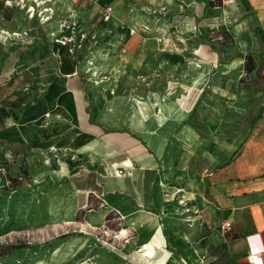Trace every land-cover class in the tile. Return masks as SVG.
<instances>
[{
    "label": "rangeland",
    "instance_id": "rangeland-1",
    "mask_svg": "<svg viewBox=\"0 0 264 264\" xmlns=\"http://www.w3.org/2000/svg\"><path fill=\"white\" fill-rule=\"evenodd\" d=\"M18 1H6L18 8L16 25L7 29L0 22V71L11 49L31 37L68 36L66 46L79 55L92 84L90 108L97 121L106 128H130L134 112L159 118L165 113L162 123L136 119L134 128L158 150L166 142V125L187 115L185 108L211 79L196 117L175 136L180 140L172 179L201 178L240 152L251 131L249 118L261 106L258 77L244 71L245 55L259 60L264 48L248 0H131L109 20L100 11L99 18L90 12L82 16L59 11L54 21L44 24L30 18L27 6ZM192 15H203L200 31L213 36L223 53L222 64L196 37L188 21ZM71 21L75 30L62 28ZM99 21L108 25L101 27ZM223 31L231 32L234 40L215 37ZM52 155L51 148L0 150V164L12 175L23 169L29 173L27 186L0 190V247L22 244L1 257L0 264H130L129 256L142 250L135 244L141 239L133 227L116 215L101 229L106 235L86 229L82 217L75 216V202L83 195L75 191V181L95 170L91 163L79 154L61 162ZM122 230L126 233L121 235ZM135 257L142 258V253Z\"/></svg>",
    "mask_w": 264,
    "mask_h": 264
},
{
    "label": "crops",
    "instance_id": "crops-1",
    "mask_svg": "<svg viewBox=\"0 0 264 264\" xmlns=\"http://www.w3.org/2000/svg\"><path fill=\"white\" fill-rule=\"evenodd\" d=\"M6 1L0 0V22L10 29L16 25L19 11ZM128 1L57 0L52 21L59 11L82 16L90 12L99 18V11L106 6H111L116 16L117 9ZM248 3L264 31V0ZM200 17L203 15H192L188 20L195 35L196 18ZM106 25L99 21V26ZM263 54L264 48L259 60L253 54L259 66L260 75L254 74L260 77L261 106L258 114L249 118L251 131L240 152L221 168L208 169L201 178L175 180L172 166L180 140L175 136L196 117L185 123L203 91L210 88L211 79L185 108L187 115L177 124L170 121L166 125V142L158 150L134 128L139 120L164 122V112L165 118L134 112L130 128H106L90 108L92 84L79 55L57 42L55 33L33 36L11 49L0 71V150L51 148L52 157L59 162L79 154L91 163L95 170L75 181V191L83 194L75 202V216L82 217V226L96 233L105 234L101 229L106 222H114L116 215L133 227L141 239L135 244L142 250L129 256L130 264H250V247L264 248ZM27 182L29 177L20 188ZM226 223L231 227L222 229ZM123 233L126 230L120 231ZM130 241L129 246L134 245ZM136 253H142V258H132Z\"/></svg>",
    "mask_w": 264,
    "mask_h": 264
},
{
    "label": "built area",
    "instance_id": "built-area-1",
    "mask_svg": "<svg viewBox=\"0 0 264 264\" xmlns=\"http://www.w3.org/2000/svg\"><path fill=\"white\" fill-rule=\"evenodd\" d=\"M90 2L96 3L97 0H88ZM19 5L27 6V13L29 14L30 18L37 17L42 24L47 23L51 21L55 15H56V4L57 0H19ZM101 15L103 16L104 20H109L112 13L113 8L111 6H106L104 8H101L100 10ZM67 29H76V23L65 22L62 24V28ZM56 35V41L61 42L62 44L66 45L67 42L71 40L68 36L58 37ZM19 182L24 180V177L22 174L20 175H12L6 165L0 164V190H14L12 187V180L15 179ZM231 227V223H226L222 226V229H227ZM105 234L108 235V232L105 231ZM264 248L262 245L259 246H251L249 249V263L250 264H264Z\"/></svg>",
    "mask_w": 264,
    "mask_h": 264
},
{
    "label": "trees",
    "instance_id": "trees-1",
    "mask_svg": "<svg viewBox=\"0 0 264 264\" xmlns=\"http://www.w3.org/2000/svg\"><path fill=\"white\" fill-rule=\"evenodd\" d=\"M248 3V2H247ZM249 5V3H248ZM249 8L252 10L251 6L249 5ZM253 13V12H252ZM254 15V14H253ZM202 19L203 17H200V18H196V25H197V32H196V36L197 38L206 43L207 45L210 46V48L218 54V63L219 65L222 64V59H223V53L222 51L219 50L218 48V45H215L213 44V36L212 35H203L200 31H199V28H200V24L202 22ZM254 21L256 23V30H255V33L257 36L260 37V39L263 41L264 43V31L258 26V19L257 18H254ZM220 34V33H219ZM215 37H220V38H227L229 40H234V36L231 32L229 31H224L219 35L215 36ZM238 56H243V55H238ZM263 58H264V54H263ZM244 66H245V71L247 74H252L254 73L255 71H257V75L259 73V66H258V63L255 61L254 59V55L249 53L245 56V63H244ZM261 66V65H260ZM260 75V73H259ZM259 77V76H258ZM260 78V77H259ZM209 88H206L203 93L201 94L200 98L198 99L196 105L194 106L193 110L190 112V115H189V118L187 119V121L185 123H189L193 120L194 116L196 115L198 109H199V106L202 102V100L204 99V97L206 96V92ZM260 117V114L257 116V118ZM255 121L252 122V126L255 125ZM22 175L24 177V180L19 182L15 179L12 180V187L13 189H19L21 186H23L25 184V182L27 181V178L29 177L28 174H27V171L26 170H23L22 171ZM10 190H8L9 192ZM22 244H9V245H6V246H3V247H0V258L1 257H4V256H8L11 254L12 251H14L15 249L18 248V246H21ZM223 248V246L221 247ZM214 252V251H213Z\"/></svg>",
    "mask_w": 264,
    "mask_h": 264
},
{
    "label": "bare ground",
    "instance_id": "bare-ground-1",
    "mask_svg": "<svg viewBox=\"0 0 264 264\" xmlns=\"http://www.w3.org/2000/svg\"><path fill=\"white\" fill-rule=\"evenodd\" d=\"M7 4H9V3H7Z\"/></svg>",
    "mask_w": 264,
    "mask_h": 264
}]
</instances>
